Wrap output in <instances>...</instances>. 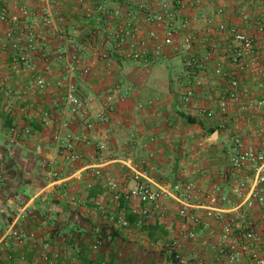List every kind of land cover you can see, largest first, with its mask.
Segmentation results:
<instances>
[{"label": "crops", "instance_id": "obj_1", "mask_svg": "<svg viewBox=\"0 0 264 264\" xmlns=\"http://www.w3.org/2000/svg\"><path fill=\"white\" fill-rule=\"evenodd\" d=\"M137 1L121 5L107 0H87L86 6L79 4L78 0H0V12L7 8L11 14H19L21 8H31L34 15L28 22L21 20L16 35L26 46L34 32L38 45L28 54L34 69L32 75L13 72L14 53L9 49L8 53L0 55V64L3 63L0 77L9 78L14 94L21 95L19 102L8 100L14 97L4 98L0 109V136L7 135L0 145V240L12 228L37 237L36 243L31 242L23 248H17L11 241L8 250L15 251L17 256L26 253L33 258L43 250V242L52 255L59 257L58 264H226L227 255L219 246L221 228L214 223L209 228H198V240L193 243L182 232L174 207H170L173 213L163 220L156 217L148 222L136 217L137 221L129 227L120 226L121 209L112 202L103 181L96 175L101 171L103 175L134 185V171L142 170L130 157L134 146L126 147V141L145 136L152 129L151 113L146 112L145 107L158 106L160 100L156 98V92H169V88L155 82L153 72L175 59L186 63L185 56L181 55L165 60L150 56L138 63L120 57L110 46L103 50L110 54L111 60L104 62L87 51L93 35H99L108 23L98 8H124L126 13L136 14L137 5L141 3ZM188 1L183 16L205 15L214 19L217 11L224 8L225 15L216 23L223 21L236 25L260 38L255 22L264 15V0ZM88 8L94 11L91 18L86 16ZM48 13L56 20L64 18L65 21H58L50 28L44 24L43 18ZM125 19L130 22L134 17ZM32 25L34 31L29 29ZM6 30V26L0 25V36ZM206 30L207 25L202 22L191 30L197 43L196 62L189 68L197 75V80L205 83L204 86L190 103H186L183 97L181 102L176 96L169 97L176 103V111L182 112L185 108L192 113L198 122L194 126L200 130L220 126L223 133L228 126L234 137L240 136L260 146L264 143V116L255 113L253 108L244 110L242 105L231 102L225 109L221 107L228 98V80L218 78L215 69L225 61L232 39L223 35L209 41ZM72 45L76 46L81 57L79 68L92 67L88 77H82L79 71L70 74L68 60L59 63L46 56L47 52L59 49L71 54L74 52ZM257 53L264 60L262 43ZM222 65L226 68V64ZM33 74L47 77L51 81L49 90L31 93ZM212 77L215 81L210 80ZM197 80L191 79L183 91ZM244 82L252 91L250 102L264 99V78L257 80L253 75H246ZM261 83L263 87H260ZM70 86L75 87V93L86 104L87 111L78 117H71L66 110L65 96ZM108 94L115 95L117 108L111 123L100 125L95 117L103 110ZM147 95L149 97L143 103L142 99ZM214 96L219 100L214 101ZM136 108L142 110L144 118L137 119ZM205 111L215 114L209 118L208 126L200 118L206 115ZM9 122L12 123L8 130ZM172 125L174 123L166 122L164 127L170 130ZM12 128H30L32 132L23 133L12 143ZM57 133L65 140L69 134L77 137L75 149L83 155L80 162L70 160L68 143H58L55 140ZM102 144L106 146L104 150L99 148ZM205 174L202 173L204 177L198 182L200 192L207 193L213 185L220 184L237 205L246 201L254 185V173L250 168L233 174L228 165L224 170L215 169L212 175ZM129 175L131 178H126ZM237 182L247 183L241 196L233 195ZM226 208L231 209V206ZM234 216L242 231L251 221L257 223L263 237L259 256L264 259V207L256 206L249 214L244 210L235 211ZM45 222L47 227L43 225ZM100 240L102 245L95 251L93 247ZM178 256L184 261L177 259ZM0 264H8L5 257L0 259ZM240 264L256 263L250 255H245Z\"/></svg>", "mask_w": 264, "mask_h": 264}, {"label": "built area", "instance_id": "obj_2", "mask_svg": "<svg viewBox=\"0 0 264 264\" xmlns=\"http://www.w3.org/2000/svg\"><path fill=\"white\" fill-rule=\"evenodd\" d=\"M107 1L127 5L134 0ZM78 2L87 6V0H78ZM188 3V0H145L137 5L136 14L126 13L124 8L109 10L100 6L98 12L107 19L108 23L106 29L101 31L99 35H93L87 51L93 57L104 62L111 60L110 54L103 50L107 46H110L120 57L138 63L144 62L150 56L165 60L173 55H181L185 56L187 65L191 67L196 62L194 53L197 43V39L191 30L195 25L202 22L207 25L206 32L209 41L216 36L223 35H229L232 39L227 57L222 63L226 64V68L220 64L215 69V75L218 78H227L228 80V102L225 100L221 107L225 109L227 104L231 102L242 105L244 110L253 108L255 113L264 116V99L250 102L252 91L244 82L246 75H253L257 80L264 78V60L257 53L259 44L262 43L264 55V15L255 22L260 34L259 38L236 25L227 24L223 21L216 23L219 18L225 15L224 8L217 11L214 19L205 15L198 17L183 16L182 12ZM93 14L94 11L88 8L86 16L91 18ZM33 15L34 13L29 7L21 8L19 14H11L7 8L0 12V25L7 27L3 36H0V55L8 53V49L14 53L12 70L17 75H32L34 72L28 54L38 48L37 37L32 32L33 37L25 46L22 45L21 40L16 35L21 20L24 19L28 22ZM127 16L129 18L134 17V19H131L130 22L126 21ZM242 17L248 19L246 15L242 14ZM43 18L44 24L50 28L55 26L58 21L60 23L65 21L64 18L56 20L51 13ZM27 26L29 27V24ZM29 29L34 31V26L32 25ZM72 50L74 52L71 54L62 49L56 52L49 51L46 56L59 63L68 60V72L70 74L79 71L82 77H88L92 67L85 66L80 69L81 57L78 55L76 46L72 45ZM204 84L201 80L191 83V86L184 93V101L190 103ZM50 87L51 81L47 77L34 76L30 91L34 94L43 93ZM260 87H263L262 83ZM14 92L10 85V79L1 78L0 100L12 97L11 94ZM65 97L66 110L71 117H78L87 111L85 102L75 93L74 86L68 88ZM115 99L113 94L105 96L103 110L95 117L98 124L108 125L111 123L117 108ZM248 101L250 102L249 105ZM204 113L209 118L215 117L213 111H205ZM87 125L91 127V124L87 123ZM10 132L12 143H14L23 133L30 134L32 129L12 128ZM55 140L58 143L63 141L68 143L72 162L77 163L83 159V155L75 149V143L78 142V139L74 134H69L65 140L60 133H57ZM99 148L104 150L106 146L102 144ZM245 168H250L253 171L254 185L248 192L246 201L239 205L220 184H215L209 192L202 193L197 183L179 181L175 184H161L152 179L148 171H134L133 186L121 182L115 177L103 175L101 171H98L96 175L103 181L112 202L118 208H121V204L124 202L134 217L142 218L148 222L156 217L163 220L169 214L170 207H174L176 219L179 221L182 232L191 242H197L198 228H209L214 223L221 228L219 246L227 255L226 264H240L245 255H250L256 264H264V259L259 256L263 237L257 223L251 221L247 228L242 231L238 227V219L234 216L235 211L244 210L245 213L249 214L256 206L264 207V143L257 146L237 136L230 155L229 170L233 174H237ZM246 189V182H237L234 186L233 195L241 196ZM172 204L173 206H171ZM226 206H231L232 210ZM118 222L122 227L130 226L126 209H121ZM43 225L47 227L46 222ZM11 241L17 248H23L31 242L36 243L37 237L34 234L21 232L14 228L8 230L0 240V259L5 257L8 264H58L59 257L52 255L48 246L43 242L41 243L43 246L41 253L29 258L26 253L17 256L15 251H9L8 247ZM101 245L102 241L100 240L94 245V250L98 251ZM177 259L184 261L179 256Z\"/></svg>", "mask_w": 264, "mask_h": 264}, {"label": "rangeland", "instance_id": "obj_3", "mask_svg": "<svg viewBox=\"0 0 264 264\" xmlns=\"http://www.w3.org/2000/svg\"><path fill=\"white\" fill-rule=\"evenodd\" d=\"M143 1L145 0H139L136 3ZM201 44L204 45V43ZM186 64L181 59H175L171 64L160 67L159 71L154 70L155 82H159L162 87L169 88V92H156V98L160 100L158 106L145 107L146 112L151 113L152 129L145 136L130 138L131 141H126V147L134 146L130 157L133 158L139 169L148 171L151 178L161 184H175L179 181L198 184L201 177H204L203 172L206 173L205 175H212V172L217 168L224 170L229 165L230 155L235 143L234 134L228 126L221 134L220 139V134H218V137H214L208 127L200 130L199 127L188 125L183 120L182 115L176 111V103L170 97L176 96L181 102L185 93L183 89L189 86L188 83L191 79L192 81L197 80V75H194ZM192 67H194V64ZM210 80L215 81V78L212 77ZM11 96L15 99L8 100L21 101L19 99L21 95L11 94ZM148 97V95L145 96L142 102L145 103ZM217 100H219L218 97L214 96V101ZM3 101L5 99L0 100V109L3 108L1 106ZM182 112L193 118L192 113L186 111L185 108ZM135 115L137 119L144 118L143 112L139 108H136ZM200 118L201 122L204 125L206 124L205 126L209 125L210 119L207 115H201ZM166 122L174 123L169 127L170 130L165 129ZM153 128L156 130H153ZM6 136H0V145L4 142ZM142 138H147V140L144 139V141ZM126 178H131V175ZM173 211H170L168 215H171Z\"/></svg>", "mask_w": 264, "mask_h": 264}, {"label": "trees", "instance_id": "obj_4", "mask_svg": "<svg viewBox=\"0 0 264 264\" xmlns=\"http://www.w3.org/2000/svg\"><path fill=\"white\" fill-rule=\"evenodd\" d=\"M188 68H189V67H188ZM188 68H187V69H188ZM188 70H189V69H188ZM179 113L182 115L183 120H184L188 125H196V124H198V122H197L196 119H194V118H192V117H190V116H187V115L184 114L183 112H179ZM9 123H10V124H9L10 126L7 127L8 130L11 128V123H12V122H9ZM210 131L213 133V135H214L215 133H219V134H221L222 131H223V128L219 126V127L212 128ZM120 209H126V211H127V219H128V221H129L130 225L137 221L136 217H134L133 215H131V213L129 212V210H128V208H127V206H126V204H125L124 202H122V204H121V208H120Z\"/></svg>", "mask_w": 264, "mask_h": 264}, {"label": "water", "instance_id": "obj_5", "mask_svg": "<svg viewBox=\"0 0 264 264\" xmlns=\"http://www.w3.org/2000/svg\"><path fill=\"white\" fill-rule=\"evenodd\" d=\"M214 137H218V133H215V134H214Z\"/></svg>", "mask_w": 264, "mask_h": 264}]
</instances>
